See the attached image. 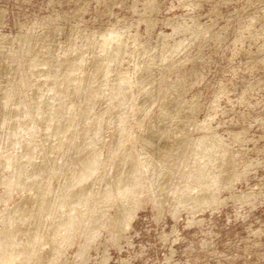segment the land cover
Listing matches in <instances>:
<instances>
[{"label":"rangeland","instance_id":"rangeland-1","mask_svg":"<svg viewBox=\"0 0 264 264\" xmlns=\"http://www.w3.org/2000/svg\"><path fill=\"white\" fill-rule=\"evenodd\" d=\"M0 264H264V0H0Z\"/></svg>","mask_w":264,"mask_h":264}]
</instances>
